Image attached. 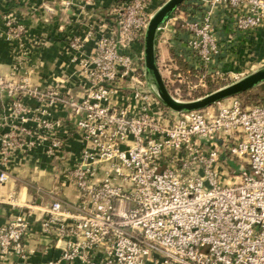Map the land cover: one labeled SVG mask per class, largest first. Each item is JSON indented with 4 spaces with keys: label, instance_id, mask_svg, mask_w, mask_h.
I'll return each mask as SVG.
<instances>
[{
    "label": "built area",
    "instance_id": "built-area-1",
    "mask_svg": "<svg viewBox=\"0 0 264 264\" xmlns=\"http://www.w3.org/2000/svg\"><path fill=\"white\" fill-rule=\"evenodd\" d=\"M149 2L113 4L109 30L83 64L87 85L80 98L60 85L41 90L0 75V98H12L20 121L31 112L23 96L42 110L62 104L77 116L80 157L67 176L78 200L36 207L43 236L62 245L55 264H264V101L248 106L230 98L212 112L179 114L163 107L144 79L142 53L132 48L142 45ZM2 18L9 35L23 33L9 13ZM171 18L188 33L185 48L201 82L224 74L216 65V24H229L232 34L264 31V0H184ZM82 42L72 38L70 46ZM167 90L180 100L179 86ZM40 126L50 130L58 122ZM22 134L28 132L0 135L3 160ZM50 144L60 150L56 140ZM6 179L0 171V182ZM28 228L20 216L0 226V264H10V253L27 260Z\"/></svg>",
    "mask_w": 264,
    "mask_h": 264
},
{
    "label": "crops",
    "instance_id": "crops-1",
    "mask_svg": "<svg viewBox=\"0 0 264 264\" xmlns=\"http://www.w3.org/2000/svg\"><path fill=\"white\" fill-rule=\"evenodd\" d=\"M116 1L0 0V75L14 81L25 79L28 86L41 90L60 85L69 97L80 98L82 88L87 85L83 64L94 54L95 40L108 32L111 9ZM164 1L150 0V14ZM7 13L23 26L20 36L8 34L6 21L2 18ZM174 14L177 9L170 17ZM169 18L156 32L155 61L167 86L175 87V80H167V75L172 73L180 80L189 81L180 74L178 61L193 75V59L185 48L188 33L181 21ZM216 35L221 45L216 65L223 71L229 68L230 62L234 65L238 50L247 49L250 40H264V31L232 34L229 24L217 23ZM72 38L83 39L79 48L70 46ZM37 39L43 40L44 44L35 43ZM132 48L136 53H142V45L134 44ZM21 101L31 110L22 121L13 111L12 98L7 95L0 98V135L17 128L28 132L21 135L20 145L10 150L6 161L0 156V171L7 174V179L0 182L3 200L0 226L18 216L28 220L24 248L29 253L26 261L10 253L6 262L55 264L62 245H54L43 236V213L36 207H46L56 199L66 204L78 200V191L67 176L80 157L77 116L62 104L46 105L42 110L29 96H23ZM41 120L56 121L58 126L43 129ZM53 140L59 142V151L51 150Z\"/></svg>",
    "mask_w": 264,
    "mask_h": 264
},
{
    "label": "water",
    "instance_id": "water-1",
    "mask_svg": "<svg viewBox=\"0 0 264 264\" xmlns=\"http://www.w3.org/2000/svg\"><path fill=\"white\" fill-rule=\"evenodd\" d=\"M184 0H165L154 10L142 36V70L147 84L153 89L159 103L174 113L201 110L223 99L246 92L264 81V66L250 74L207 93L199 98L180 101L173 98L164 83L155 61V36L160 26Z\"/></svg>",
    "mask_w": 264,
    "mask_h": 264
},
{
    "label": "rangeland",
    "instance_id": "rangeland-1",
    "mask_svg": "<svg viewBox=\"0 0 264 264\" xmlns=\"http://www.w3.org/2000/svg\"><path fill=\"white\" fill-rule=\"evenodd\" d=\"M256 48H253L256 45ZM247 49L238 50L235 56L234 65L230 62L229 68H225L224 74L206 79L201 82L196 80L191 82L194 85L192 90L187 88L183 91L180 89L179 99L183 101L193 100L210 93L224 85L230 84L251 72L264 66V40L259 39L246 44ZM232 66V67H230ZM190 85V86H191ZM230 98H237L244 105H253L264 101V81L254 88L241 94L221 100L222 104H227ZM216 103L205 107V111H215Z\"/></svg>",
    "mask_w": 264,
    "mask_h": 264
},
{
    "label": "trees",
    "instance_id": "trees-1",
    "mask_svg": "<svg viewBox=\"0 0 264 264\" xmlns=\"http://www.w3.org/2000/svg\"><path fill=\"white\" fill-rule=\"evenodd\" d=\"M178 63L180 64V74L182 75V76H184L187 80H190V81H194L195 80V77L192 75V72H187V70H186V68L178 61ZM175 71H178V70H175ZM176 85H178L179 87H180V89L181 90H185L186 89V86L184 85V84H182V83H179V84H177V83H174V86H176ZM173 86H167V88L169 89V90H171V89H173L172 88Z\"/></svg>",
    "mask_w": 264,
    "mask_h": 264
}]
</instances>
